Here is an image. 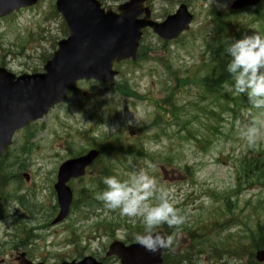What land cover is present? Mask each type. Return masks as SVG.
<instances>
[{"label": "rangeland", "instance_id": "rangeland-1", "mask_svg": "<svg viewBox=\"0 0 264 264\" xmlns=\"http://www.w3.org/2000/svg\"><path fill=\"white\" fill-rule=\"evenodd\" d=\"M125 1L104 3L117 7ZM233 1L228 0L227 8H223L210 0H147L150 17L157 21L173 13L179 3H186L193 14L189 29L177 39L165 41L146 28L138 59L114 63L117 74L113 85L80 80L67 101L53 106L27 129L18 130L10 149L0 159L1 264H17L15 258L24 250L31 260L50 262L60 257L79 258L81 254L100 257L105 264H119L104 254L113 239L109 229L100 225V232L90 233L102 218L130 221L118 210L109 211L97 203L79 209L73 206L63 223L48 225L55 206L53 183L57 167L90 147L91 142L103 144L104 133L112 135L108 144L114 142L121 149L136 150L137 155L121 157L153 176L158 186L169 190L175 206L185 211V224L172 232L180 236L172 247L176 256L190 249L194 255L187 264H224L226 260L230 264H250L247 252L244 256L246 237L264 222V204L262 209L257 205L254 210L239 207L247 200L256 204L264 199V183L257 178L258 174L264 176V171L260 169L246 178L242 158L248 153L259 167L264 165V110L253 108L245 95H233L230 82L219 80V92L213 94H207L201 86L208 72L211 79L218 78L216 71H211L212 58L215 51L227 47L225 42L230 37V27L214 37L212 7L235 18L233 37L252 33L264 36V18L260 16L264 2L233 13ZM53 4V0H42L0 18V65L18 74L42 69L57 41L64 38L65 27L61 17L52 11ZM221 92L229 98L222 99ZM133 93L137 97L131 96ZM158 100L165 105L159 117L154 105ZM165 108L172 113L168 115ZM250 113L260 131L253 147H248L241 135L250 126ZM30 135L31 148L23 150L24 138ZM109 159L114 174L126 178L130 170L118 161L117 154ZM100 165L88 169L82 178L69 181L76 196L84 187L85 194L94 191L89 181ZM18 194L23 195L22 199ZM42 225L46 226L41 229ZM121 229L124 225L115 230L116 238ZM65 238H70L69 245L62 244ZM241 253L238 256L243 259L234 263L235 254Z\"/></svg>", "mask_w": 264, "mask_h": 264}, {"label": "water", "instance_id": "water-1", "mask_svg": "<svg viewBox=\"0 0 264 264\" xmlns=\"http://www.w3.org/2000/svg\"><path fill=\"white\" fill-rule=\"evenodd\" d=\"M145 0H129L118 6L119 13L100 8L95 0H56V8L62 14L69 36L58 41L57 50L44 65V73L23 74L18 77L0 68V155L10 143L14 130L29 121L42 117L48 109L66 99V91L79 79H97L113 83L114 60L135 59L141 29L149 26L161 38H176L188 29L192 15L181 4L177 11L163 22L148 20L149 11L142 8ZM261 0H236L233 9L255 5ZM36 0H0V16ZM145 13V17L137 16ZM97 155L89 151L86 155L66 161L59 169L56 185L62 218L71 199V192L64 186L70 177L82 175L84 168ZM57 219V220H58ZM146 251L138 243L125 246L115 241L107 255H115L121 264H160V253ZM20 264H34L23 258ZM264 261V250L256 253ZM41 264V263H39ZM59 264H101L91 257L76 262Z\"/></svg>", "mask_w": 264, "mask_h": 264}, {"label": "clouds", "instance_id": "clouds-1", "mask_svg": "<svg viewBox=\"0 0 264 264\" xmlns=\"http://www.w3.org/2000/svg\"><path fill=\"white\" fill-rule=\"evenodd\" d=\"M228 0H210L211 4H222L227 8ZM224 55L228 58L225 71L232 78L233 95H245L255 109L264 110V36L252 33L240 38H230ZM137 123L138 119L135 117ZM133 121H128L131 125ZM248 147H253L260 137L253 124L242 132ZM129 160V164H131ZM105 186L95 198L109 211H119L120 216L132 221L139 220L143 230L134 235V240L146 251L157 252L171 249L179 233L165 235L159 229L166 225L179 229L186 216L170 200L169 190L158 186L156 179L144 169H134L126 178L111 175L102 179ZM118 238L125 239L127 231L121 229Z\"/></svg>", "mask_w": 264, "mask_h": 264}, {"label": "trees", "instance_id": "trees-1", "mask_svg": "<svg viewBox=\"0 0 264 264\" xmlns=\"http://www.w3.org/2000/svg\"><path fill=\"white\" fill-rule=\"evenodd\" d=\"M260 16H263L264 17V11H263V14L260 15ZM258 16V17H260ZM218 25V29L219 31H217V36L222 33L225 28L227 26H229V24H217ZM228 34H229V39H227V41L225 42L226 45L228 44L230 38L233 37V34H232V31L228 30ZM226 48V47H225ZM224 48V49H225ZM224 49L221 48L218 52L215 51L214 52V56L212 58V62L214 63V67L211 71H216L215 72V75H217L218 78L216 79H211L209 76H208V73L205 75V77L202 78V86L205 88L206 90V93H216V92H219V88L221 86L222 83H218L219 80H222L223 82H232L231 81V76L224 70L225 69V64L227 63V57L224 55ZM222 99L226 100V97L227 99L229 98V95L226 93V92H223L222 94H220ZM164 101V100H163ZM164 103H168L166 101H164ZM162 106H165V105H162V102L160 104H157L156 107H157V112H158V117L159 115H161L160 112V108ZM171 106V105H170ZM166 109V108H165ZM167 110V114H171L172 113V110L171 109H166ZM111 144H108V142H104L103 145H101V156L103 158H107L106 160H100L102 161V163L100 162V166L96 169L97 170V177L95 178V180L103 187V183H102V179L103 177L105 176H111L113 175V171L112 169L109 167L108 163L110 161L109 159V156H111V154H118L117 151H119V157H118V161L123 164L126 168H128L130 171H133L134 169H136V167L134 166V164H129V162H127L125 159H123L121 157V155L123 154H130V155H137V151L136 150H130V149H121L119 148L117 145H115L114 142H110ZM245 168V171L243 172V174L247 177V178H251L250 176H253L254 174V171H258L259 168L256 167V168H253V167H248L247 165H244L243 166ZM98 174L100 176H98ZM258 178V177H257ZM259 180V178H258ZM250 237H255V235L251 234L250 233ZM252 241H254V239H252ZM258 242V241H256ZM255 242V243H256Z\"/></svg>", "mask_w": 264, "mask_h": 264}, {"label": "flooded vegetation", "instance_id": "flooded-vegetation-1", "mask_svg": "<svg viewBox=\"0 0 264 264\" xmlns=\"http://www.w3.org/2000/svg\"><path fill=\"white\" fill-rule=\"evenodd\" d=\"M167 235V234H166ZM190 250V249H189ZM186 249V252L181 256H176L175 251L171 249H163L162 250V264H170L172 262H175L178 264H182L183 261H189V259H192L193 252Z\"/></svg>", "mask_w": 264, "mask_h": 264}]
</instances>
